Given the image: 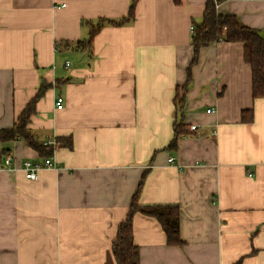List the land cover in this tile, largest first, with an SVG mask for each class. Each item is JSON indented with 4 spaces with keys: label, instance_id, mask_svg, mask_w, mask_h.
<instances>
[{
    "label": "crops",
    "instance_id": "crops-1",
    "mask_svg": "<svg viewBox=\"0 0 264 264\" xmlns=\"http://www.w3.org/2000/svg\"><path fill=\"white\" fill-rule=\"evenodd\" d=\"M206 2L139 0L133 23L88 45L82 23L126 17L131 0H0V130L49 85L28 128L56 163L32 181L23 163L42 158L24 141L10 144V168L0 156V264H117L141 182L140 204L179 206L184 244L137 213L139 264H264V98L243 44L202 48L184 91ZM217 9L264 34V0ZM175 124L186 133L170 149Z\"/></svg>",
    "mask_w": 264,
    "mask_h": 264
},
{
    "label": "trees",
    "instance_id": "trees-1",
    "mask_svg": "<svg viewBox=\"0 0 264 264\" xmlns=\"http://www.w3.org/2000/svg\"><path fill=\"white\" fill-rule=\"evenodd\" d=\"M139 0H131L130 9L126 17L114 19H98L95 23L84 21L83 26H89L90 35L86 44L92 45L93 39L106 26H126L136 19V5ZM179 3L180 0H175ZM228 0H207L205 11L200 22L193 23L191 44L194 56L187 71V83L184 91L188 90L192 80V68L198 62L200 50L220 42L242 43L244 46V59L252 70L253 97L264 98V34L240 22L234 15H222L218 12V5ZM79 41L77 44H81ZM49 85L43 83L36 97L19 115L11 128L0 130V156L11 151L10 144L22 140L27 146L35 150L42 159L51 158L54 146L41 144L28 128L31 117L35 114L37 101L44 95ZM181 108L183 101L179 102ZM242 120L250 122L253 119L252 110L243 112ZM185 126L175 124L174 137L169 144L170 149H176L179 138L184 135ZM56 143L62 147H71L69 138H58ZM143 182L133 196L126 219L119 225L117 237L113 243V255L117 264H139V250L134 244L133 220L137 213L153 217L162 225L167 242L171 246H182L184 241L180 235V208L178 205H142L139 196Z\"/></svg>",
    "mask_w": 264,
    "mask_h": 264
},
{
    "label": "built area",
    "instance_id": "built-area-1",
    "mask_svg": "<svg viewBox=\"0 0 264 264\" xmlns=\"http://www.w3.org/2000/svg\"><path fill=\"white\" fill-rule=\"evenodd\" d=\"M192 32H194L193 28H192ZM56 106L58 110H61L64 108V98L63 97L57 98ZM196 128H197L196 126H192L191 130L195 131ZM50 144L51 142L45 143V145H50ZM169 161L173 162V159L171 158ZM12 163H13V157L12 155L8 154L5 158V166L7 168H10L12 166ZM22 169L25 173V177L28 180L34 181L38 178V174L40 171L44 169H56V163L54 162V160H52V158H46V159H41V160H36V161L26 160L23 163Z\"/></svg>",
    "mask_w": 264,
    "mask_h": 264
},
{
    "label": "rangeland",
    "instance_id": "rangeland-1",
    "mask_svg": "<svg viewBox=\"0 0 264 264\" xmlns=\"http://www.w3.org/2000/svg\"><path fill=\"white\" fill-rule=\"evenodd\" d=\"M53 143L51 142V144L50 145H52Z\"/></svg>",
    "mask_w": 264,
    "mask_h": 264
}]
</instances>
